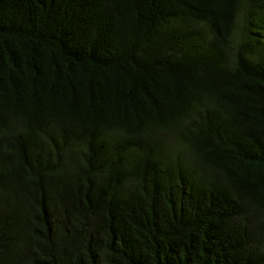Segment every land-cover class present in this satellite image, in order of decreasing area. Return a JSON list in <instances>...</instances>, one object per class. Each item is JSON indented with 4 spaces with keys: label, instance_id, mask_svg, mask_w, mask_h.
Segmentation results:
<instances>
[{
    "label": "trees",
    "instance_id": "16d2710c",
    "mask_svg": "<svg viewBox=\"0 0 264 264\" xmlns=\"http://www.w3.org/2000/svg\"><path fill=\"white\" fill-rule=\"evenodd\" d=\"M0 264H264V0H0Z\"/></svg>",
    "mask_w": 264,
    "mask_h": 264
}]
</instances>
